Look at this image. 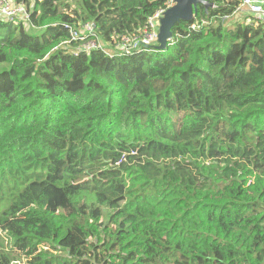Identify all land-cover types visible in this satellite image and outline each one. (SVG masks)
I'll return each mask as SVG.
<instances>
[{"label":"trees","instance_id":"obj_1","mask_svg":"<svg viewBox=\"0 0 264 264\" xmlns=\"http://www.w3.org/2000/svg\"><path fill=\"white\" fill-rule=\"evenodd\" d=\"M20 1L26 22L0 18V264H264V19L207 0L165 48L122 52L171 0Z\"/></svg>","mask_w":264,"mask_h":264},{"label":"built area","instance_id":"obj_2","mask_svg":"<svg viewBox=\"0 0 264 264\" xmlns=\"http://www.w3.org/2000/svg\"><path fill=\"white\" fill-rule=\"evenodd\" d=\"M173 2V0H171ZM172 4V3H171ZM238 10L247 11L252 15L264 19V0H242V4ZM164 10H159L154 14V16L149 20L148 27L143 31L141 36L125 34L117 39L118 42L115 45L117 51L128 52L140 47L154 48L157 42V33L159 20L163 14ZM28 9L23 1L20 0H0V18L5 21H15L16 19H29ZM85 26V32L88 34H93L95 25L94 23H87ZM80 34L77 31H71L72 38H76ZM98 42L95 44L93 41H88L84 44L85 48L90 47H100L106 44H100ZM102 45V46H101Z\"/></svg>","mask_w":264,"mask_h":264},{"label":"water","instance_id":"obj_3","mask_svg":"<svg viewBox=\"0 0 264 264\" xmlns=\"http://www.w3.org/2000/svg\"><path fill=\"white\" fill-rule=\"evenodd\" d=\"M198 4L205 5L206 8L213 4L207 0H173L172 5L164 10L158 26L157 42L155 49H163L168 39L172 37V27L181 20H191Z\"/></svg>","mask_w":264,"mask_h":264},{"label":"crops","instance_id":"obj_4","mask_svg":"<svg viewBox=\"0 0 264 264\" xmlns=\"http://www.w3.org/2000/svg\"><path fill=\"white\" fill-rule=\"evenodd\" d=\"M238 12H242V13H239L240 15H238ZM231 17H234V20L235 19L243 20L244 18L248 17V15L243 10H238Z\"/></svg>","mask_w":264,"mask_h":264},{"label":"rangeland","instance_id":"obj_5","mask_svg":"<svg viewBox=\"0 0 264 264\" xmlns=\"http://www.w3.org/2000/svg\"><path fill=\"white\" fill-rule=\"evenodd\" d=\"M173 3V2H172ZM26 5V4H25ZM172 5V4H171ZM27 8V7H26ZM32 8V5L29 7V9H31ZM239 13H242V12H238V15H240ZM28 14H29V10H28ZM29 17H30V15H29ZM28 17V18H29ZM231 19L232 20H234V17H231ZM27 21V19L25 20V22ZM100 44H102V43H100ZM25 263V258H21L20 260H18V261H13L11 264H24Z\"/></svg>","mask_w":264,"mask_h":264}]
</instances>
